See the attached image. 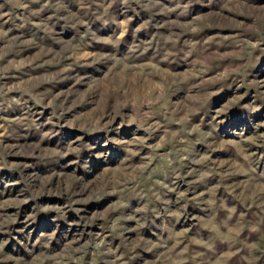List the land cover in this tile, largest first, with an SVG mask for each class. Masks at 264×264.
<instances>
[{
	"label": "rangeland",
	"instance_id": "374dc122",
	"mask_svg": "<svg viewBox=\"0 0 264 264\" xmlns=\"http://www.w3.org/2000/svg\"><path fill=\"white\" fill-rule=\"evenodd\" d=\"M0 264H264V0H0Z\"/></svg>",
	"mask_w": 264,
	"mask_h": 264
}]
</instances>
